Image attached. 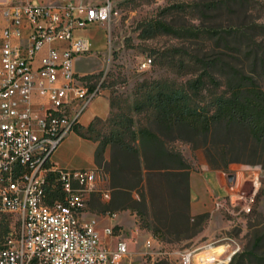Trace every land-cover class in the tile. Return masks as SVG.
<instances>
[{
	"label": "rangeland",
	"instance_id": "1",
	"mask_svg": "<svg viewBox=\"0 0 264 264\" xmlns=\"http://www.w3.org/2000/svg\"><path fill=\"white\" fill-rule=\"evenodd\" d=\"M29 1L43 5L106 2ZM112 3L109 22L75 32L92 50L77 56L75 68L89 86L101 84L102 95L83 113L81 124L74 127L53 159L66 169H90L93 147L88 140L99 149L110 134L122 131L127 134L129 126V130L147 129L162 134L168 148L182 155L188 179L177 184L178 193L176 181L168 176H150L146 184L134 187V177L125 174L124 184L132 189L121 194L113 191L108 201L96 194L84 209L86 216L99 221L102 238L105 228L113 229V239L108 238V243L113 245L117 240L127 243L130 254L123 264H181V253L208 245L220 247V251L240 246L241 251L229 264H264V148L234 133L227 137L218 131L206 139L184 129L168 132L155 122L158 93L182 92L191 107L212 112L215 100L226 96V89L214 85L207 76L204 87L198 91L190 90L189 82L207 72L214 75L231 72L243 64L247 71L255 70L256 54L264 57V0H112ZM158 22L169 24L171 33L155 29ZM238 28L245 30V34L229 35ZM144 58L152 60L151 67L145 70L139 66ZM260 82L264 88V79ZM109 104V115L95 118L90 126L88 123L94 117L106 115ZM177 137L183 140H176ZM251 168H258L261 173V187L252 213H242L240 201L228 210L214 211L213 201L224 196L215 190L204 208L210 212L201 214V219L187 218L191 175L208 174L213 179L218 176L225 182L224 172L238 173L242 179ZM206 180L211 183L208 177ZM250 192V183H245L241 194ZM192 211L196 212V207ZM0 223V234L6 228L19 231L14 216H0ZM148 240L150 249L145 247ZM147 251L155 253L154 259L144 255ZM246 253L249 255L242 257Z\"/></svg>",
	"mask_w": 264,
	"mask_h": 264
},
{
	"label": "built area",
	"instance_id": "2",
	"mask_svg": "<svg viewBox=\"0 0 264 264\" xmlns=\"http://www.w3.org/2000/svg\"><path fill=\"white\" fill-rule=\"evenodd\" d=\"M112 0L105 3L39 4L12 0L0 4V216L18 219L0 246V264H123L130 254L123 240L102 238L95 217L85 207L92 196L111 199L100 169H65L53 162L55 151L81 122L83 113L102 95L101 84L89 86L75 68L87 43L75 32L109 22ZM152 65L144 58L141 69ZM242 179L224 172L231 192L214 200L222 212L240 201L252 213L261 173L251 168ZM245 183L251 192L241 194ZM113 239V229L103 230ZM151 248V241L145 244ZM211 245L180 254L181 264H229L241 251L233 246L227 259L208 256ZM154 252L147 251L154 259ZM154 264V262L152 263Z\"/></svg>",
	"mask_w": 264,
	"mask_h": 264
},
{
	"label": "trees",
	"instance_id": "3",
	"mask_svg": "<svg viewBox=\"0 0 264 264\" xmlns=\"http://www.w3.org/2000/svg\"><path fill=\"white\" fill-rule=\"evenodd\" d=\"M155 29L171 33V27L166 22H158ZM241 33L245 34V30L242 31L238 28L229 35L239 36ZM241 54L242 48L238 50L237 59ZM254 67V71H247L243 64L232 68L231 72H222L216 75L207 72L206 75H201L196 80L189 82V89L198 91L204 87L203 80L207 76L214 85L226 89V96L215 100L212 112L191 107L188 104L189 98L182 92L158 93L155 122L165 131L184 129L195 137H205L206 139L214 136L218 131H222L227 137L234 133L241 136L246 142L253 140L264 148V88L260 82V79H264L263 56L256 54ZM92 122L89 124L90 126ZM129 129L127 126V134L123 131L110 134L101 142L96 154L97 161L101 162L105 147L111 145L114 148L109 166L112 181H114L113 191L116 194H121L132 189L124 184L123 177L125 174H129L136 180L134 187L146 184L150 176H168L176 181L175 189L180 193L177 184L188 179L186 162L182 155L168 148V143L162 134L153 133L147 129L139 131ZM126 135L129 137L128 140ZM180 137L175 139L183 140ZM188 141L193 142L192 140ZM208 164L210 167L212 166L211 162ZM126 208L131 209V207ZM198 217L201 219V215ZM187 218L191 220L189 212ZM9 232L10 230L6 228V231L0 234V246L4 243L3 239L8 236ZM248 255L249 253H246L242 257Z\"/></svg>",
	"mask_w": 264,
	"mask_h": 264
},
{
	"label": "crops",
	"instance_id": "4",
	"mask_svg": "<svg viewBox=\"0 0 264 264\" xmlns=\"http://www.w3.org/2000/svg\"><path fill=\"white\" fill-rule=\"evenodd\" d=\"M11 1L12 0L0 1V4L9 3ZM75 37L79 38V36H77V35H75ZM76 71L78 72L77 68H76ZM109 113H110V104H109V111L106 113V115H104L102 117H94L88 124H90L95 118L107 117L109 115ZM80 124H81V122H80ZM88 142H90L92 144V147H93L92 148L93 155L91 158H89L88 166L90 169H100L106 174V176L108 178L109 186L113 192L114 181H112V175H111V172L109 171V166H110L112 158H113L114 148L111 145L106 146L105 149L103 150V153H102V160H101V162H98L96 159V153H97L98 145H96L94 142H92L90 140H88ZM53 162L58 167L66 169V167H62L63 165H61L56 160L53 159ZM207 177H208V179H210L211 183L207 182L208 181V180H206ZM215 190H217L218 192L224 193L223 198L226 197L231 192V190L228 186V180L225 179V182H224L218 176H215V179H213V176H208V174H201L200 176L191 175L190 176L189 216L194 217V216H199V215L206 213V212H210L208 210H204V208L206 206V203H208L207 201L211 200L210 197L214 196ZM94 196L95 195H93L92 198ZM213 203H214V201H213ZM194 207H196V212L192 211V209ZM103 239H106V241L108 240V238H105V236ZM219 248L220 247L211 246V248L208 250V256L210 258L224 260V259H227V257L229 256V254L231 253V251L233 249V247L231 248V250L224 248L223 251H220ZM194 264H200V263L197 260L194 262Z\"/></svg>",
	"mask_w": 264,
	"mask_h": 264
},
{
	"label": "bare ground",
	"instance_id": "5",
	"mask_svg": "<svg viewBox=\"0 0 264 264\" xmlns=\"http://www.w3.org/2000/svg\"><path fill=\"white\" fill-rule=\"evenodd\" d=\"M92 44V43H91ZM94 46V45H93ZM95 47V46H94ZM92 51V50H91Z\"/></svg>",
	"mask_w": 264,
	"mask_h": 264
}]
</instances>
